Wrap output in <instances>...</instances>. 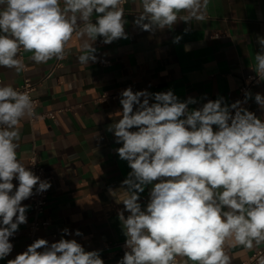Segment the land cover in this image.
Here are the masks:
<instances>
[{
    "label": "clouds",
    "instance_id": "obj_1",
    "mask_svg": "<svg viewBox=\"0 0 264 264\" xmlns=\"http://www.w3.org/2000/svg\"><path fill=\"white\" fill-rule=\"evenodd\" d=\"M125 2L0 0V68L19 74L25 67L21 49L36 64L62 60L73 36L83 42L79 63L97 62L98 38L104 44L128 39ZM209 3L139 0L133 24L151 34L181 21L203 24ZM181 39L175 36L173 43ZM257 43L251 68L264 81V36ZM252 98L245 91L243 100L231 104L221 96L190 108L198 100L181 101L172 90H122L121 115L107 128L122 145L115 152L131 169L121 185L127 195L118 219L126 239L117 264H177V258L184 264H232L230 247L252 251L264 244V119L245 107ZM254 102L264 111V94L256 93ZM35 117L30 94L0 84V260L12 253L10 238L27 223L29 206L22 202L51 188L18 158V125ZM148 186L142 207L140 194ZM61 231L55 242L35 239L7 264H104L100 250L87 251L64 238L72 235L69 229ZM74 235L83 233L77 229ZM256 264H264V255Z\"/></svg>",
    "mask_w": 264,
    "mask_h": 264
},
{
    "label": "crops",
    "instance_id": "obj_2",
    "mask_svg": "<svg viewBox=\"0 0 264 264\" xmlns=\"http://www.w3.org/2000/svg\"><path fill=\"white\" fill-rule=\"evenodd\" d=\"M138 2L124 3L128 39L111 44H104L102 38L95 41L97 62L79 63L83 42L73 36L62 60L36 64L30 59L32 53L23 51L25 72L0 68L2 85L15 87L24 75L36 84V117L18 125V158L26 165L34 148L51 176L46 204L51 224L38 237L55 242L67 228L72 235L65 239H76L87 251L100 250L104 264H117L124 248L116 244L126 239L118 212L127 195L122 181L131 169L115 152L122 145L107 130L121 115L122 90H172L181 101L196 98L198 103L190 108L221 96L231 104L238 100L237 85L255 66L254 56L260 51L257 36H264V0H210L206 23L181 21L172 30L154 34L133 24ZM175 36H182L178 44L173 43ZM249 91L253 98L245 107L264 119V111L254 102L256 93L264 94V81ZM45 112H53L54 118L43 117ZM150 187L140 194L142 207L148 202ZM22 203L29 206L28 199ZM26 215L28 223L30 206ZM27 223L10 238L13 251L0 264L26 250ZM77 229L83 236L74 235ZM228 251L232 264H241L254 250L230 247ZM177 264H184L183 258H177Z\"/></svg>",
    "mask_w": 264,
    "mask_h": 264
},
{
    "label": "built area",
    "instance_id": "obj_3",
    "mask_svg": "<svg viewBox=\"0 0 264 264\" xmlns=\"http://www.w3.org/2000/svg\"><path fill=\"white\" fill-rule=\"evenodd\" d=\"M122 8L125 13L126 11L124 9V4L122 5ZM136 15H137L136 13L133 14V16H136ZM18 58L23 60L25 67L22 70V72H25L27 70V64L24 61V55H23L22 49L18 55ZM105 63H108V62H105ZM0 82H1V78H0ZM260 82L261 81L259 80V78L257 77L254 71H251L245 74L242 78L241 83L237 85L238 100H243L245 91H249L251 87H253L254 85ZM15 88L18 91L26 92L31 95V97L33 98L35 110H36L37 105H38V100L33 95L36 89V84L33 83L29 77L24 75L21 79V82L17 86H15ZM42 116L45 118L53 119L54 113L45 112L42 114ZM26 166H28L36 175L40 176L42 180H47L50 182L51 176H49L46 173L44 167L40 164L34 148L31 150L30 154L27 157ZM48 192L49 190H47L46 192L42 194H34L31 198L28 199V203L30 206V219L27 223V228H26V236L28 238L27 246L30 245L35 239L39 238L38 233L40 231L45 230L51 224V219L46 211ZM124 243H125V240L123 242L116 244V246L123 248ZM260 255H264V246L260 247L259 249L254 250L251 254H249L246 260L241 262V264H256V260L258 259Z\"/></svg>",
    "mask_w": 264,
    "mask_h": 264
}]
</instances>
